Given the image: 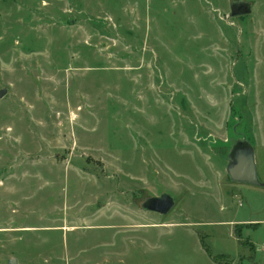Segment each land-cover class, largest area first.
I'll use <instances>...</instances> for the list:
<instances>
[{
    "label": "rangeland",
    "instance_id": "374dc122",
    "mask_svg": "<svg viewBox=\"0 0 264 264\" xmlns=\"http://www.w3.org/2000/svg\"><path fill=\"white\" fill-rule=\"evenodd\" d=\"M248 1L0 0V264H264V188L226 169L245 136L264 179Z\"/></svg>",
    "mask_w": 264,
    "mask_h": 264
},
{
    "label": "water",
    "instance_id": "95a60500",
    "mask_svg": "<svg viewBox=\"0 0 264 264\" xmlns=\"http://www.w3.org/2000/svg\"><path fill=\"white\" fill-rule=\"evenodd\" d=\"M231 16H245L252 11V2L246 0H232ZM3 88L0 97L5 94ZM226 169L232 183L249 184L264 188V179L261 178L255 145L245 136H238L232 142L227 152ZM176 199L169 192H162L159 196L147 197L141 204L142 209L157 213L168 214L175 206ZM9 262L17 264V259L12 257Z\"/></svg>",
    "mask_w": 264,
    "mask_h": 264
},
{
    "label": "crops",
    "instance_id": "0c3cea01",
    "mask_svg": "<svg viewBox=\"0 0 264 264\" xmlns=\"http://www.w3.org/2000/svg\"><path fill=\"white\" fill-rule=\"evenodd\" d=\"M245 223V221H243ZM240 223V222H239Z\"/></svg>",
    "mask_w": 264,
    "mask_h": 264
}]
</instances>
